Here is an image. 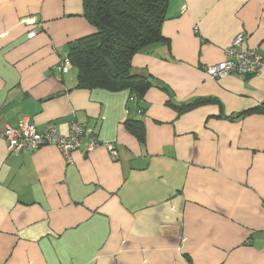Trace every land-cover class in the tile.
Here are the masks:
<instances>
[{
  "label": "crops",
  "instance_id": "1",
  "mask_svg": "<svg viewBox=\"0 0 264 264\" xmlns=\"http://www.w3.org/2000/svg\"><path fill=\"white\" fill-rule=\"evenodd\" d=\"M168 1L163 40L132 59L154 83L137 101L59 69L96 32L84 0H0L3 125L26 115L68 133L75 118L116 146L86 138L70 163L0 136V264H264V111L241 114L264 105V67L206 72L239 33L264 56V0ZM197 98L215 101L182 109Z\"/></svg>",
  "mask_w": 264,
  "mask_h": 264
},
{
  "label": "trees",
  "instance_id": "2",
  "mask_svg": "<svg viewBox=\"0 0 264 264\" xmlns=\"http://www.w3.org/2000/svg\"><path fill=\"white\" fill-rule=\"evenodd\" d=\"M168 0H84V16L96 32L69 44L68 55L77 68V87L112 91L130 89L137 101L153 86L147 76L132 71L134 55L163 40L162 26L168 16ZM215 101L197 98L182 109ZM264 111V105L241 114ZM128 126L144 139V125L130 120Z\"/></svg>",
  "mask_w": 264,
  "mask_h": 264
},
{
  "label": "built area",
  "instance_id": "3",
  "mask_svg": "<svg viewBox=\"0 0 264 264\" xmlns=\"http://www.w3.org/2000/svg\"><path fill=\"white\" fill-rule=\"evenodd\" d=\"M30 23L35 20L32 17L26 19ZM32 31L30 36H34ZM243 33L235 36L232 42L224 47L225 59L219 63L206 66V72L213 78H223L229 74L255 75L264 67V56L255 49L244 47ZM72 61L66 54L60 64L62 72H68L72 67ZM0 136L8 143L11 153L32 151L47 145H56L70 163L74 162L73 152L81 148L84 139L89 138L88 150L104 144L112 153L116 151L114 143H104L99 140L92 128L85 126L77 119H73L68 133H62L54 122H49L42 130L31 119L23 115L16 125H3L0 120Z\"/></svg>",
  "mask_w": 264,
  "mask_h": 264
}]
</instances>
